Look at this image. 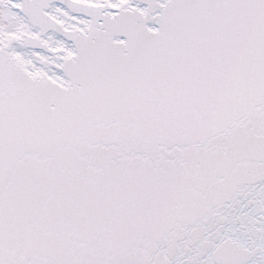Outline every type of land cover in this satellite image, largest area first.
Here are the masks:
<instances>
[{"label": "snow or ice", "instance_id": "1", "mask_svg": "<svg viewBox=\"0 0 264 264\" xmlns=\"http://www.w3.org/2000/svg\"><path fill=\"white\" fill-rule=\"evenodd\" d=\"M0 264H264V0H0Z\"/></svg>", "mask_w": 264, "mask_h": 264}]
</instances>
